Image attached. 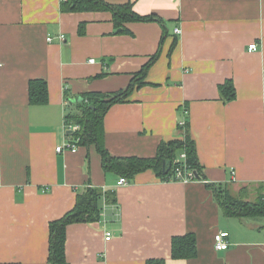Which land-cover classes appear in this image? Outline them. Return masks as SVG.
I'll use <instances>...</instances> for the list:
<instances>
[{
	"label": "crops",
	"instance_id": "1",
	"mask_svg": "<svg viewBox=\"0 0 264 264\" xmlns=\"http://www.w3.org/2000/svg\"><path fill=\"white\" fill-rule=\"evenodd\" d=\"M105 1L150 19L126 20L122 31L110 10L0 0V264H52L49 222L87 187L100 191L99 216L66 226L68 264H264V212L225 214L213 192L264 201V0ZM153 56L143 83L106 109L104 147L152 158L187 130L202 179H161L149 168L117 185L123 176L103 169L94 143L55 150L72 139L73 99L127 88ZM37 78L47 83L43 104L28 100ZM226 81L230 100L219 91ZM174 153L180 160L184 151ZM219 231L228 233L226 249L213 245ZM185 233L195 237V255L174 259L171 239Z\"/></svg>",
	"mask_w": 264,
	"mask_h": 264
},
{
	"label": "trees",
	"instance_id": "2",
	"mask_svg": "<svg viewBox=\"0 0 264 264\" xmlns=\"http://www.w3.org/2000/svg\"><path fill=\"white\" fill-rule=\"evenodd\" d=\"M63 11H91L110 10L113 16L115 27H121L122 31L127 30L123 26L126 20H147L148 16H141L131 10L130 5H116L105 0H61ZM155 56V55H154ZM154 56L144 65L139 73L133 75L129 86L125 89L110 93H88L81 96L82 101L77 102L79 109L75 114H66L69 122L79 124L78 131L70 133L72 138L77 139L78 144L94 143L101 155V165L105 171H114L120 176H129L144 169H153L161 179H176L174 166H181L182 170L191 169L195 178L202 179L201 167L198 163L195 146L187 134L184 140H170L162 142L155 157L144 158L137 156L115 157L110 155L104 147L103 115L113 103L123 101L130 92L132 86L143 83L141 80L145 68L154 59ZM141 77H140V76ZM219 91L225 100L234 96V86L230 81L219 85ZM47 83L44 79H31L28 84V100L31 104H43L47 100ZM181 147L185 159L175 157V148ZM167 169L165 172L164 170ZM99 189L87 187L84 191L77 193L74 206L62 217L49 222L48 258L52 264H68L65 261L64 243L66 226L74 222H90L97 220L99 208L97 205ZM214 195L225 214L240 216L245 214L241 201L235 200L227 191L219 188L213 189ZM107 201L116 199L114 191L105 192ZM249 213H263L261 208H250ZM195 237L192 233L175 235L171 239V256L177 258H189L195 255ZM146 264H165L164 259H150Z\"/></svg>",
	"mask_w": 264,
	"mask_h": 264
},
{
	"label": "built area",
	"instance_id": "3",
	"mask_svg": "<svg viewBox=\"0 0 264 264\" xmlns=\"http://www.w3.org/2000/svg\"><path fill=\"white\" fill-rule=\"evenodd\" d=\"M174 32L175 33H178L179 32V29H174ZM58 39L59 40H62L64 39V35H59L58 36ZM47 40L50 42L52 41V38L51 37H48ZM257 47V43H251L248 45V50L249 51H253L255 50ZM90 62H93V59H89ZM187 112V111H185ZM67 120V119H66ZM182 124V122L180 123ZM65 127L71 131V133L73 132H76L79 130L80 126L79 124H76V123H72V122H69L68 120L66 121L65 123ZM77 139H67L65 140L62 144L58 145L55 147V150L57 152H62L64 150H69V151H76V148H77ZM180 159H185V154H181L180 155ZM174 169H175V177L176 179L178 180H188V179H194L195 176L194 174L192 173V171H187L185 170V172L182 170L181 166H174ZM126 182V178L125 177H120L117 181V185H120V184H123ZM227 236H228V233L226 231H219L217 233L214 234L213 236V245L215 247V249L217 250H222V249H226L228 247V241H227ZM110 238V233L109 232H106V236H105V239H109Z\"/></svg>",
	"mask_w": 264,
	"mask_h": 264
},
{
	"label": "rangeland",
	"instance_id": "4",
	"mask_svg": "<svg viewBox=\"0 0 264 264\" xmlns=\"http://www.w3.org/2000/svg\"><path fill=\"white\" fill-rule=\"evenodd\" d=\"M244 192H246V191L244 190ZM258 194L259 193H256L255 196L247 195V197H245V198L243 197L242 199L239 198V200H241V202L245 204L242 207V210L246 211V210H249L250 208L256 209V208H261L262 206H264V201L262 200V197ZM235 199H237V198H235ZM239 200H237V201H239Z\"/></svg>",
	"mask_w": 264,
	"mask_h": 264
},
{
	"label": "water",
	"instance_id": "5",
	"mask_svg": "<svg viewBox=\"0 0 264 264\" xmlns=\"http://www.w3.org/2000/svg\"><path fill=\"white\" fill-rule=\"evenodd\" d=\"M81 101H82V98H81L80 96L72 100L73 103H74V102H81ZM68 132H71V131L69 130ZM166 170H167V169H165L164 172H165Z\"/></svg>",
	"mask_w": 264,
	"mask_h": 264
}]
</instances>
